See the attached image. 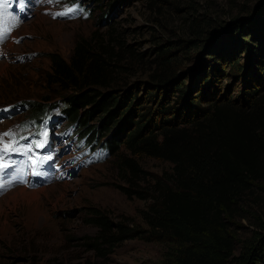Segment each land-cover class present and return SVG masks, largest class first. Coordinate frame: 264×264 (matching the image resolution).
Returning a JSON list of instances; mask_svg holds the SVG:
<instances>
[{"label": "rangeland", "instance_id": "1", "mask_svg": "<svg viewBox=\"0 0 264 264\" xmlns=\"http://www.w3.org/2000/svg\"><path fill=\"white\" fill-rule=\"evenodd\" d=\"M73 1L18 0L15 10H10L0 0L3 22L7 21L3 13L10 12L17 23L14 28L5 24L4 30H14L0 43V133L12 129L16 137L31 134L32 104L50 105V111L60 114L51 129L53 136H61L56 149L67 152L56 158L53 166L60 161L65 171L77 166L76 140L83 134L98 143L114 140L121 156L130 157L136 169L121 168L111 153L101 162L78 166L47 184H17L0 193V264H170L177 242L149 240L142 211L151 202L155 181L167 176L171 165L132 155L122 141L140 114L149 112L153 119H160L159 106L181 111L190 107L189 100L207 105L196 86L201 76L211 71L210 47L230 32L235 20L256 18L263 0H81L92 10L90 15L80 12L74 19L52 15L71 9ZM20 11L26 14L24 20L17 19ZM93 36L112 39L113 57L104 67L108 88L117 87L123 94L129 89L132 100L128 107L120 108L106 130L101 126L106 114L100 111L89 116L86 126L72 125L59 88L46 82L51 53L68 60L78 40ZM216 57L212 69L220 92L229 99L238 98L243 81L241 75L235 76L231 64L237 59ZM238 59L250 76V61L242 53ZM163 75L168 78L165 86L156 87V79ZM177 86L183 92L175 89ZM154 94L157 97H151ZM4 106L10 107L2 109ZM92 107H81L78 115L84 118ZM131 108L132 123L127 125ZM152 124L144 130L145 135L153 128L154 133H160ZM8 142L12 140L3 137L2 144ZM237 211L226 220L233 254L223 264H241L251 250L257 253L264 246V181L256 182L242 197ZM95 215L110 222L117 242H99L98 248L91 244L89 239L99 231L92 224ZM119 227L122 231L118 233ZM129 228L133 236H129Z\"/></svg>", "mask_w": 264, "mask_h": 264}, {"label": "trees", "instance_id": "2", "mask_svg": "<svg viewBox=\"0 0 264 264\" xmlns=\"http://www.w3.org/2000/svg\"><path fill=\"white\" fill-rule=\"evenodd\" d=\"M257 14L248 22L235 20L230 32L208 53L213 61L218 59L217 55L221 60L231 56L238 61L240 53L250 61V76L245 74V66L237 61L231 63L235 76L241 75L243 81L238 98L229 99L220 92L217 74L212 69L215 62L209 59L211 71L207 67L209 72L201 76L196 86L207 105L198 106L189 100L190 107L184 106L181 111L174 106H159L160 119H153L149 112L140 114L141 118L122 141L132 155L160 159L171 165L170 173L155 181L151 202L142 211L149 240L177 242L170 264H223L231 257L233 241L226 220L236 216L238 203L253 185L264 181V0ZM112 43L111 38L105 41L93 36L78 40L68 60L57 53L49 56L51 70L46 82L59 88L57 91L68 105L64 110L67 119L75 124L86 126L89 116L100 111L106 114L101 122L106 130L120 108L131 104L129 89L123 94L122 89L108 88L104 67L111 64ZM167 79L159 76L155 86H165ZM103 88L109 90L102 91ZM180 91L183 92L181 88ZM89 104L93 107L88 114L84 118L79 116L78 110ZM46 110L45 105L33 103L30 116L38 120ZM133 112L131 108L127 125L132 123L129 118ZM151 124L159 127L160 133H154L151 127L145 135L144 130ZM104 146L115 155L121 168L126 165L136 169L130 157L121 156L114 140L106 141ZM92 224L99 228L97 235L89 239L95 248L99 242L113 244L119 240L113 238V228L103 216L95 215ZM121 231L119 227L118 233ZM133 234L129 228V236ZM240 263L264 264V246L257 253L251 250Z\"/></svg>", "mask_w": 264, "mask_h": 264}, {"label": "snow or ice", "instance_id": "3", "mask_svg": "<svg viewBox=\"0 0 264 264\" xmlns=\"http://www.w3.org/2000/svg\"><path fill=\"white\" fill-rule=\"evenodd\" d=\"M48 2H59V0H48ZM22 6V5H21ZM74 11V9H68L65 12L61 13H52L54 16H61V15H68L69 12ZM8 36V32L5 31L3 28H0V43H2ZM2 55V53H0ZM21 126H18L20 128ZM3 137H8L13 141L11 145H5L4 147L0 148V172H2L4 169H7L9 167V164L5 161V156L9 155L13 152L21 151L22 149L17 147V144L19 143L16 133L14 130L10 129L7 132L0 133V144L3 143ZM20 139H24V137H20ZM35 147H42V145L37 144ZM23 152L25 155H28L29 152H31V146H29L26 149H23ZM2 187V185H0Z\"/></svg>", "mask_w": 264, "mask_h": 264}]
</instances>
